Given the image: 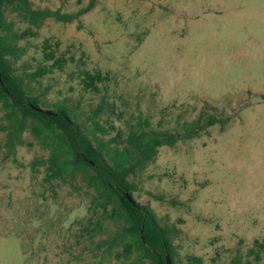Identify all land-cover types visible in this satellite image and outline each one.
Here are the masks:
<instances>
[{"label":"rangeland","instance_id":"rangeland-1","mask_svg":"<svg viewBox=\"0 0 264 264\" xmlns=\"http://www.w3.org/2000/svg\"><path fill=\"white\" fill-rule=\"evenodd\" d=\"M89 1L30 0L66 13ZM3 18L36 32L18 42L17 73L42 62L45 39L57 55L81 60L26 79L42 108L65 105L88 125L106 91L111 105L100 118L124 134L140 117L171 131L200 114L225 121L159 147L129 177L132 196L175 226L176 264H191L190 255L201 264H264V249L259 260L249 253L255 239L264 243V0H94L79 22L47 18L33 27L9 6ZM81 69L107 75L102 92L82 89ZM22 139L10 149L0 129V264H119L97 244L114 226L91 224L82 175L45 181V165L31 163L47 150L28 130Z\"/></svg>","mask_w":264,"mask_h":264},{"label":"trees","instance_id":"trees-1","mask_svg":"<svg viewBox=\"0 0 264 264\" xmlns=\"http://www.w3.org/2000/svg\"><path fill=\"white\" fill-rule=\"evenodd\" d=\"M7 6L17 11L30 26L39 27L47 18L79 22L80 14L90 10L94 0L72 13L34 8L30 0H0V110L3 111L0 129L6 132L5 144L10 149L15 144H24L22 134L28 130L48 152L45 159L35 158L31 163L33 167L45 165V181H71L82 175L85 186L92 190L88 207L90 218L94 220L91 224L99 232L104 229L105 221L114 226L111 235L97 244L107 245V251L109 254L114 252L119 264H166V254L171 264H176L172 244L175 226L161 224L150 206L126 198L124 192L132 196V190L136 188L129 177L154 160L159 147L173 146L199 130L217 122L223 125L225 121L210 113L202 122L200 114L195 120L184 121L182 131H171L154 129L148 118L140 117L135 123H129L128 132L124 134L121 128L100 118L104 107L111 105L107 92H102L107 75L87 69H81L82 89L102 92L99 103L87 117L88 125L73 117L65 105L55 104V109L50 112L34 109L32 105L40 107V97L29 93L26 79L36 81L55 69L62 70L68 62L79 63L81 60L57 55L45 39L41 44L42 62L27 76L17 73L14 64L23 53L18 42L36 32L31 28L18 30L13 22L6 21L3 10ZM80 64L84 65L83 62ZM112 130L115 134L105 139ZM262 249L264 243L255 239L249 253H254L259 260ZM188 260L191 264L202 263L200 257L193 255L188 256Z\"/></svg>","mask_w":264,"mask_h":264},{"label":"water","instance_id":"water-1","mask_svg":"<svg viewBox=\"0 0 264 264\" xmlns=\"http://www.w3.org/2000/svg\"><path fill=\"white\" fill-rule=\"evenodd\" d=\"M32 107H33L34 109L38 110V111L50 112V110L43 109V108L38 107V106H34V105H32ZM124 195L126 196V198H127L129 201L133 202V197L129 194V192L125 191V192H124ZM166 264H171V260H170V257H169L168 254H166Z\"/></svg>","mask_w":264,"mask_h":264}]
</instances>
